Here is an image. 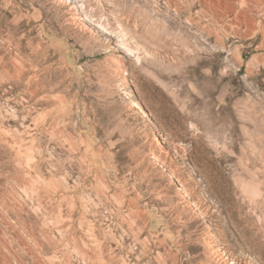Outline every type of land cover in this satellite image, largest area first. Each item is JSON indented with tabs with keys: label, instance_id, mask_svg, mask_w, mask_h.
Here are the masks:
<instances>
[{
	"label": "rangeland",
	"instance_id": "1",
	"mask_svg": "<svg viewBox=\"0 0 264 264\" xmlns=\"http://www.w3.org/2000/svg\"><path fill=\"white\" fill-rule=\"evenodd\" d=\"M201 3L0 0L3 264H264V6Z\"/></svg>",
	"mask_w": 264,
	"mask_h": 264
},
{
	"label": "bare ground",
	"instance_id": "2",
	"mask_svg": "<svg viewBox=\"0 0 264 264\" xmlns=\"http://www.w3.org/2000/svg\"><path fill=\"white\" fill-rule=\"evenodd\" d=\"M202 1V3H201V6H202V8L204 9V10H206V11H208L207 9H209L210 7V0H201ZM240 0H215V2H216V4H217V7H218V9H217V13H216V19L218 20V21H222L223 20V18L225 17V15L226 14H228V13H232V12H235V11H237V5H238V2H239ZM242 1H245V2H247L248 3V5L249 6H259V5H263L264 6V0H242ZM261 7V6H260ZM239 14H241V11H240V13ZM241 17V16H240ZM242 17H244L245 19H242V20H247L248 21V23H249V27L251 28L252 26H253V17H252V15H250V14H248V12H244V11H242ZM234 19H236V18H234ZM238 19V18H237ZM237 21V20H236ZM240 21V20H239ZM248 23H247V25H248ZM247 27V26H246ZM248 27V28H249ZM22 142V141H21ZM21 142H20V144H21ZM4 141L2 142H0V147H4ZM19 163V162H18ZM21 169V171H22V168H20ZM23 171H24V169H23ZM20 175V174H19ZM23 175V174H22ZM25 179V178H24ZM20 180H22L21 178H20ZM21 200V199H20ZM14 209V208H13ZM21 217V216H20ZM5 238V237H4ZM21 238V237H20ZM21 242L23 243V241H22V239H21ZM20 242V243H21ZM25 245V244H24ZM32 254H33V257H35V258H37V260H38V264H46L44 261H43V259H41L39 256H38V254H37V252H32ZM4 256H5V254H4ZM2 257V256H1ZM0 257V264H3V260H2V258H6V256L5 257H2L1 258Z\"/></svg>",
	"mask_w": 264,
	"mask_h": 264
}]
</instances>
